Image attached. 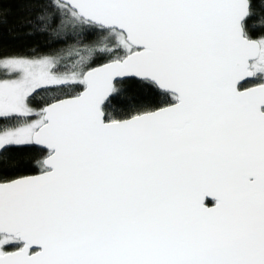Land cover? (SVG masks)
I'll return each instance as SVG.
<instances>
[{
  "label": "snow or ice",
  "instance_id": "obj_1",
  "mask_svg": "<svg viewBox=\"0 0 264 264\" xmlns=\"http://www.w3.org/2000/svg\"><path fill=\"white\" fill-rule=\"evenodd\" d=\"M25 3L0 264H264V0Z\"/></svg>",
  "mask_w": 264,
  "mask_h": 264
},
{
  "label": "trees",
  "instance_id": "obj_2",
  "mask_svg": "<svg viewBox=\"0 0 264 264\" xmlns=\"http://www.w3.org/2000/svg\"><path fill=\"white\" fill-rule=\"evenodd\" d=\"M30 19L25 0H0V54H16L27 52L36 47L47 50V38L40 34L28 35L29 28L24 21ZM40 155L38 150L18 153L13 165L19 167L17 174H35V169L29 163Z\"/></svg>",
  "mask_w": 264,
  "mask_h": 264
}]
</instances>
